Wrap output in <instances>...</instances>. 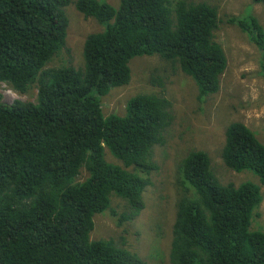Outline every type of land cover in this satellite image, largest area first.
<instances>
[{
    "label": "trees",
    "instance_id": "obj_1",
    "mask_svg": "<svg viewBox=\"0 0 264 264\" xmlns=\"http://www.w3.org/2000/svg\"><path fill=\"white\" fill-rule=\"evenodd\" d=\"M70 4L104 31L86 38L84 67L50 68L70 52ZM218 13L191 0H120L118 7L0 0V91L3 84L22 95L37 90L35 102L7 104L0 94V264H146L115 240L92 241L91 233L112 195L126 201L123 213L112 211L119 227L145 209L143 193L158 170L155 147L165 145L174 121L172 103L162 93L139 95L124 116H105L102 100L130 83L134 58L154 55L193 79L199 101L219 94L228 59L215 41ZM228 22L257 47L264 79L263 26L254 16ZM225 136V166L254 172L259 184H222L202 150L181 159L170 264H264V232L252 228L264 201V144L240 121ZM106 150L122 167L106 160ZM83 170L88 177L79 181Z\"/></svg>",
    "mask_w": 264,
    "mask_h": 264
},
{
    "label": "rangeland",
    "instance_id": "obj_2",
    "mask_svg": "<svg viewBox=\"0 0 264 264\" xmlns=\"http://www.w3.org/2000/svg\"><path fill=\"white\" fill-rule=\"evenodd\" d=\"M74 2L76 0H73ZM118 7L120 0H100ZM205 2L218 8L220 23L215 31V41L224 49L228 67L221 79L219 94L198 100V87L193 79L173 68L158 56L136 57L130 63L132 78L125 87L112 88L105 96L103 112L105 116L126 114L130 99L139 95H164L172 103L174 121L165 132L166 143L155 147L154 161L158 165L151 179L153 184L143 193L145 209L132 222L118 226L119 214L126 210V201L112 195L111 209L95 215L92 241L115 240L132 253L137 254L146 264H170L172 227L175 221L178 199V163L192 151L207 152L212 158V168L224 185L233 183L240 186L251 182L259 184V178L252 171L237 173L229 170L222 159L225 133L229 125L240 121L248 126L264 144V79L260 74L261 54L249 36L235 25L229 24L231 17L254 16L264 28V5L252 0H191ZM69 20L67 47L54 58L49 67H59L66 63L73 67H84V45L92 33L104 31L94 18L85 17L70 4L65 9ZM161 79L166 86L152 85L151 80ZM0 94L3 101L35 102L37 90L22 95L3 84ZM106 160L116 166L122 163L108 150ZM181 160V161H182ZM181 163V162H180ZM88 173L83 170L79 181H84ZM259 180V181H258ZM264 197V186H262ZM260 216L254 220L253 230L264 232V201L258 210ZM120 239H124L121 243Z\"/></svg>",
    "mask_w": 264,
    "mask_h": 264
}]
</instances>
